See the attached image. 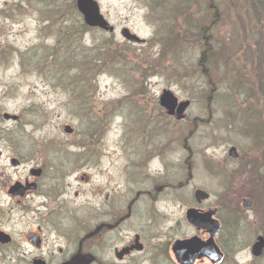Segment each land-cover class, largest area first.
<instances>
[{"label": "rangeland", "instance_id": "rangeland-1", "mask_svg": "<svg viewBox=\"0 0 264 264\" xmlns=\"http://www.w3.org/2000/svg\"><path fill=\"white\" fill-rule=\"evenodd\" d=\"M95 1L114 27L113 34L87 28L76 0H0V162H76L70 166L77 168L70 180L75 190L83 189L76 203L88 222L98 204L90 193L92 185L115 180L120 187L118 174L129 162L128 152L138 151V146L149 151L176 146L162 156L161 164L151 160L149 169L159 166L164 181H184L187 189L180 193L206 189L214 203L220 185L209 177L207 162L221 161L229 146L242 150L249 143L218 126L220 106L230 100L241 109L252 101L259 110L264 106L259 103L264 101V19L258 13L264 0ZM124 28L146 44L125 41ZM203 54L207 57L202 62ZM202 69L213 73L206 77ZM164 90L191 102L183 120L160 106ZM206 98L215 100L208 105ZM5 114L20 120L7 121ZM67 126L72 133L65 131ZM143 134L147 137L140 138ZM184 141L192 150L191 170L180 162L186 156ZM189 173L194 176L191 182ZM80 177L84 180L74 184ZM259 201L264 203V193ZM178 204L158 205L165 225L182 216ZM238 204L231 217L238 221L242 243L238 253L234 247L228 264H264V251L257 257L251 254L256 237L264 232L241 200ZM0 205V212L6 213L8 200L1 195ZM30 219L13 211L12 221L3 227L28 230ZM258 221L264 225V209ZM139 224L134 219L131 227ZM21 250L1 252L7 264H28L25 253L30 250Z\"/></svg>", "mask_w": 264, "mask_h": 264}, {"label": "flooded vegetation", "instance_id": "flooded-vegetation-1", "mask_svg": "<svg viewBox=\"0 0 264 264\" xmlns=\"http://www.w3.org/2000/svg\"><path fill=\"white\" fill-rule=\"evenodd\" d=\"M260 9L263 11L264 6ZM260 9L259 17L264 19ZM177 100L183 102L178 97ZM211 100L215 99L206 98L208 105L212 104ZM230 101L220 106L218 126L249 143L242 150L229 146L221 161L207 162L206 168L212 175L209 177L220 185L214 203L206 189L201 187L193 192L180 193L187 189L183 188L187 185L184 181L183 185L182 182L164 181L159 166L157 170L149 169L151 160L158 159L161 164L162 156L176 146H169L168 151L162 150L163 147L149 151L138 146V151L128 152L129 162L118 174V182H122L120 187L115 180L102 186L98 183L92 185L90 193L98 204L93 208L95 216L88 222L82 219L76 203L84 193L83 189L78 186L75 190L71 185L70 178L77 168L70 166L76 162L24 161L21 158L0 162V195L8 200L6 213L0 212L2 264H7V257L4 259L6 253L1 249L9 253L11 249H20V254L21 249L30 250L25 253L28 264H68L78 254L91 255V264H155L157 258L158 264H228L234 247V253H238V246L242 243L238 239V221L231 217L236 216L234 210L240 208V200L244 211L253 213L255 224L264 232V225L258 221L259 210L264 207L259 201L264 193V119L261 118L264 106L259 110L258 104L251 100L253 104L244 101L249 107L241 109L235 101ZM186 102L187 111L191 102ZM259 103L264 104V101ZM254 104H257L256 110ZM172 116L183 120L185 113L181 119ZM192 126L188 138L196 127L195 123ZM144 132L148 133V130ZM171 134L176 138L175 131ZM139 137L146 138L147 135ZM2 149L0 145V158ZM183 149L186 156L180 162L191 170L192 150L187 141H184ZM190 173L189 182L194 177ZM79 180H74V184L84 179L80 177ZM72 188L73 194L69 192ZM198 191L205 194L201 196ZM251 194H254L253 198ZM162 202H181L176 210L182 216L165 225L167 221H163L158 208ZM13 211L31 217L33 228L19 232L5 229L4 224L12 221ZM134 219L140 222L137 227H131ZM25 224L29 225L28 221ZM256 242L257 239L251 246V254L257 257L262 252L254 254Z\"/></svg>", "mask_w": 264, "mask_h": 264}, {"label": "water", "instance_id": "water-1", "mask_svg": "<svg viewBox=\"0 0 264 264\" xmlns=\"http://www.w3.org/2000/svg\"><path fill=\"white\" fill-rule=\"evenodd\" d=\"M77 5H78V11L83 15L84 21L87 25L91 27H97L105 32H109V33L114 32V28L110 26L109 23L105 20V18L100 12L99 5L97 4L95 0H78ZM121 35L126 41L133 43V44L141 45L145 42L144 40L139 38L137 35L133 34L127 28L122 30ZM160 104L163 108L167 110L169 115H176L177 119H181L182 114L187 108L188 102H184L178 105L177 98L171 92L165 91L160 98ZM3 118L7 121L8 120L19 121V118L17 116H12L9 114H5ZM65 131L67 133H72V129L70 127H66ZM197 193L200 194L201 196L205 194L201 191H198ZM263 250H264V238L260 237L257 239V242L255 246L253 247V252L254 254H257V252L261 253ZM92 258L93 257L91 255L78 254L68 264H91L93 260ZM36 264H42V263L36 262Z\"/></svg>", "mask_w": 264, "mask_h": 264}, {"label": "trees", "instance_id": "trees-1", "mask_svg": "<svg viewBox=\"0 0 264 264\" xmlns=\"http://www.w3.org/2000/svg\"><path fill=\"white\" fill-rule=\"evenodd\" d=\"M85 25V24H84ZM254 41H257L256 39L254 40ZM206 57H207V55H205L204 56V54H203V56H202V62L203 61H205V59H206ZM208 57H210V59H213L212 57H211V55H209ZM213 70H215V68L213 69ZM210 71H212V70H209V72H208V70L207 69H202V73L204 74V75H206V77H208L209 76V74H211V73H213V72H210ZM221 74L223 73V74H226L225 73V71H219ZM228 73V72H227ZM209 83V82H208ZM214 83V82H213ZM214 84H216V83H214ZM262 209H264V207L262 208ZM261 209V210H262Z\"/></svg>", "mask_w": 264, "mask_h": 264}, {"label": "bare ground", "instance_id": "bare-ground-1", "mask_svg": "<svg viewBox=\"0 0 264 264\" xmlns=\"http://www.w3.org/2000/svg\"><path fill=\"white\" fill-rule=\"evenodd\" d=\"M260 237H263V238H264V235H258V236L256 237V239H258V238H260Z\"/></svg>", "mask_w": 264, "mask_h": 264}]
</instances>
